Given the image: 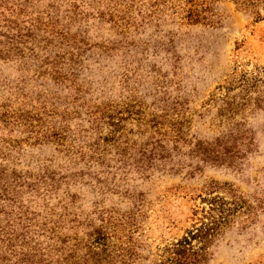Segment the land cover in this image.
I'll list each match as a JSON object with an SVG mask.
<instances>
[{
	"label": "rangeland",
	"instance_id": "rangeland-1",
	"mask_svg": "<svg viewBox=\"0 0 264 264\" xmlns=\"http://www.w3.org/2000/svg\"><path fill=\"white\" fill-rule=\"evenodd\" d=\"M245 1L0 0V264H160L217 194L239 207L207 264H264V0Z\"/></svg>",
	"mask_w": 264,
	"mask_h": 264
},
{
	"label": "trees",
	"instance_id": "trees-1",
	"mask_svg": "<svg viewBox=\"0 0 264 264\" xmlns=\"http://www.w3.org/2000/svg\"><path fill=\"white\" fill-rule=\"evenodd\" d=\"M235 1L237 3L238 0ZM240 3H246V1L240 0ZM5 8L8 9L7 6ZM0 14L3 15V12ZM258 19H261L260 16ZM0 52L2 53L3 50L0 49ZM202 203L206 205H203L200 211L195 210V215L199 213L201 215L197 216L193 225L180 238L163 248L160 264H207L209 249L231 222V216L238 210L239 203L236 200H227L219 194L202 197ZM107 238L101 232L97 233L93 247L101 248V252L89 249L92 252V258H95V255L101 256L106 251L109 246Z\"/></svg>",
	"mask_w": 264,
	"mask_h": 264
}]
</instances>
